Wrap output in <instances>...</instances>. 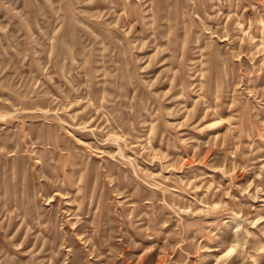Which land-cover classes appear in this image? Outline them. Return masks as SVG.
<instances>
[{"label":"rangeland","instance_id":"1","mask_svg":"<svg viewBox=\"0 0 264 264\" xmlns=\"http://www.w3.org/2000/svg\"><path fill=\"white\" fill-rule=\"evenodd\" d=\"M0 264H264V0H0Z\"/></svg>","mask_w":264,"mask_h":264}]
</instances>
